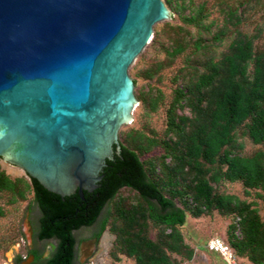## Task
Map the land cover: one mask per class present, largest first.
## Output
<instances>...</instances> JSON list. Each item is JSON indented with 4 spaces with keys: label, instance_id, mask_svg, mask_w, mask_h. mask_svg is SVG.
Masks as SVG:
<instances>
[{
    "label": "water",
    "instance_id": "1",
    "mask_svg": "<svg viewBox=\"0 0 264 264\" xmlns=\"http://www.w3.org/2000/svg\"><path fill=\"white\" fill-rule=\"evenodd\" d=\"M169 17L164 0H0V156L61 196L98 187L138 103L129 68Z\"/></svg>",
    "mask_w": 264,
    "mask_h": 264
},
{
    "label": "trees",
    "instance_id": "2",
    "mask_svg": "<svg viewBox=\"0 0 264 264\" xmlns=\"http://www.w3.org/2000/svg\"><path fill=\"white\" fill-rule=\"evenodd\" d=\"M166 2L171 3V0ZM189 20H194V17ZM250 62L254 64L251 74ZM184 101L197 114L189 131V117L181 116L177 121L173 113L177 106H184ZM169 126L170 131L179 135L176 144L180 149L173 153L174 147L169 141H164L170 148L162 161L166 179L155 178V163L151 161L147 167L139 152L121 141L120 150L115 145L113 158L107 159L98 187L93 191L85 189L83 196L79 191L61 196L30 175V181L25 178L14 180L0 167V193L10 191L12 201H15L18 197L25 198L26 192L32 189L40 210L36 238L57 240L51 255L44 260L41 259L42 251H30L39 264H76L74 231L95 224L107 203L124 187L136 191L140 198L131 207L117 208V217L123 219L128 227L125 238L127 254L134 256L139 264H172L173 260L165 251L157 255L160 250L156 243L140 237L139 233L134 234L132 229L135 225L145 224L149 218L163 225L164 230H170L167 234L172 244L170 247L177 250V242L182 241L178 225L185 221L189 199L195 203V207L189 209L195 217L214 209L234 212L240 219L243 235L238 237L236 225H230L228 243L238 255L248 252L249 260L264 262V222L258 210L234 194L216 192L213 185V180L224 177L230 181L241 180L248 188L264 191V151L243 155L233 149L236 129L241 126L254 143L264 144V51L255 50L251 38L239 35L230 52L220 62L209 61L205 70L189 84L187 91L182 88L175 90ZM139 147L143 149V146ZM169 156L174 158L172 165L165 161ZM216 162L226 169L209 177L204 164ZM189 172L192 177L188 183H183ZM177 199L183 207L176 204ZM0 214H3L1 207ZM107 222L108 217L103 220L97 236ZM147 249H151L153 254L145 262L143 251ZM192 252L189 251V256Z\"/></svg>",
    "mask_w": 264,
    "mask_h": 264
},
{
    "label": "rangeland",
    "instance_id": "3",
    "mask_svg": "<svg viewBox=\"0 0 264 264\" xmlns=\"http://www.w3.org/2000/svg\"><path fill=\"white\" fill-rule=\"evenodd\" d=\"M166 4L171 17L154 25L152 40L129 68L138 103L132 121L119 129V142L136 149L147 167L153 161L156 165L154 177L158 179H166L162 161L170 148L166 147L164 141H169L174 147L173 153L180 149L176 144L179 135L170 131L169 126L175 90L182 88L187 91L189 84L205 70L209 61L220 62L230 52L233 41L239 35L251 38L255 50L264 51V0H171ZM193 17L194 20H189ZM253 67V62H250V74ZM182 104L184 106H177L173 113L177 121L181 116L189 117V131L196 122L197 114L186 101ZM204 106H207V102H204ZM139 146H143V149ZM233 149L243 155H252L259 150L264 151V144L254 143L244 134V127L241 126L236 129ZM165 161L172 165L174 158L169 156ZM0 167L14 180L25 178L30 181L20 166L1 156ZM204 168H208L207 175L212 177L221 174L226 166L216 162L205 163ZM185 177L183 183H188L192 174L189 172ZM213 185L218 193L234 194L240 200L251 203L264 222V191L248 188L241 180L230 181L224 177L213 180ZM12 198L10 191L0 193V207L3 210V214H0V264H31L34 257L30 251L34 248L43 251V257L49 256L56 241L36 238L40 210L32 189L26 192L25 198L18 197L15 201ZM139 200L136 191L124 187L107 203L95 224L75 230V263L139 264L134 256L127 254L125 238L128 227L123 219L117 217L119 206L128 208ZM176 204L183 207L178 199ZM194 207L195 203L189 199L185 221L178 225L182 241L177 242V250L170 247L171 240L167 236L170 230H164L163 225L156 224L150 218L145 224L135 225L132 232L156 243L160 250L157 255L165 251L171 256L172 264H225L218 254L207 249V243L216 237L229 242L232 224L236 225L235 234L242 237L239 217L234 212L217 209L195 217L189 210ZM107 217L105 229L97 236ZM190 250L193 251L191 256ZM143 252V259L148 262L153 251L147 249ZM248 254L246 252L239 256L249 260Z\"/></svg>",
    "mask_w": 264,
    "mask_h": 264
},
{
    "label": "built area",
    "instance_id": "4",
    "mask_svg": "<svg viewBox=\"0 0 264 264\" xmlns=\"http://www.w3.org/2000/svg\"><path fill=\"white\" fill-rule=\"evenodd\" d=\"M207 249L218 254L225 264H264V262H254L241 258L228 242L219 237L211 239L207 243Z\"/></svg>",
    "mask_w": 264,
    "mask_h": 264
},
{
    "label": "flooded vegetation",
    "instance_id": "5",
    "mask_svg": "<svg viewBox=\"0 0 264 264\" xmlns=\"http://www.w3.org/2000/svg\"><path fill=\"white\" fill-rule=\"evenodd\" d=\"M49 240H55V241H56L55 245L53 246V249H54L55 246H56V244H57V240H56V239H49ZM34 249H37V248H34ZM53 249H52V251H53ZM38 250H39V249H38ZM52 251H51V253H52ZM76 251H77V250H76ZM84 252H85V251H84ZM51 253H50V255H51ZM32 255H33V254H32ZM50 255H49V256H50ZM49 256L43 257V251H42V255H41V259H42V260L48 258ZM33 257H34V255H33ZM31 264H39V263L35 260V257H34V260H33V262H32Z\"/></svg>",
    "mask_w": 264,
    "mask_h": 264
},
{
    "label": "bare ground",
    "instance_id": "6",
    "mask_svg": "<svg viewBox=\"0 0 264 264\" xmlns=\"http://www.w3.org/2000/svg\"><path fill=\"white\" fill-rule=\"evenodd\" d=\"M152 38H153V36H152ZM151 40H152V39H151ZM151 40H150V41H151ZM149 43H150V42H149Z\"/></svg>",
    "mask_w": 264,
    "mask_h": 264
}]
</instances>
